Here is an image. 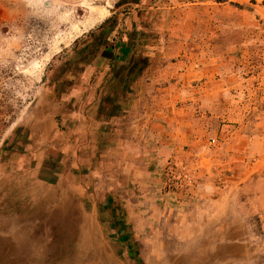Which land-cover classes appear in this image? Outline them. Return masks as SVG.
Wrapping results in <instances>:
<instances>
[{
    "label": "rangeland",
    "instance_id": "374dc122",
    "mask_svg": "<svg viewBox=\"0 0 264 264\" xmlns=\"http://www.w3.org/2000/svg\"><path fill=\"white\" fill-rule=\"evenodd\" d=\"M0 264H264V0H0Z\"/></svg>",
    "mask_w": 264,
    "mask_h": 264
}]
</instances>
